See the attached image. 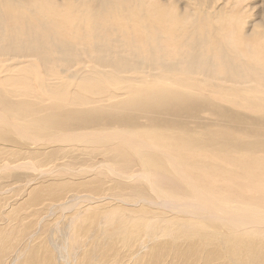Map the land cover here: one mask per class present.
I'll use <instances>...</instances> for the list:
<instances>
[{"label": "rangeland", "instance_id": "obj_1", "mask_svg": "<svg viewBox=\"0 0 264 264\" xmlns=\"http://www.w3.org/2000/svg\"><path fill=\"white\" fill-rule=\"evenodd\" d=\"M164 15L167 18L177 16L181 26L174 29L157 26ZM226 21L230 22L229 27H226ZM263 25L264 0H0V112L10 120L25 116L22 122L28 125L37 123L33 118L38 117L42 120V131L35 133L39 137L37 141L45 140V143L36 141V145L31 144V149L18 154L19 159L9 157L3 150L8 156L4 155L7 160L2 158V161L4 159L3 163L8 165L7 174L14 180L6 177L3 181L4 176L0 173V198L16 202V198L26 194L29 180H33L35 186H47L55 181L62 184L60 181L66 180L69 183L66 188L74 190L70 195L75 192L86 196L68 203L66 208L71 213L96 204L92 205V197H97L92 192L98 188L96 180L112 179L107 168L109 165L124 174L142 173L132 154L130 162L124 156L112 162L108 160L110 155L107 152L118 145H85L55 140L62 131L60 123L66 118L70 120L71 125L66 124L69 128L82 124L78 119H102L105 122L108 117L117 119L121 123L117 125L138 126L150 134H139L148 144H154L152 133L169 129L174 132L196 131L204 140L207 133L216 130L217 113H239L241 117L238 118L244 124L264 127V121H259L253 110L264 108V46L257 47L252 36L258 31V36L262 37ZM175 35L182 36L175 39ZM228 38L230 42L226 40ZM245 45L251 47V53H247ZM253 55L254 59L251 58ZM227 94L231 100L224 98ZM178 97L181 105L172 106ZM219 97H223V101H217ZM209 101L214 107H208ZM51 113H55L57 120H50ZM74 115L78 119H73ZM11 136L13 141L18 140L14 134ZM0 143V149L9 153L11 142L3 140ZM201 147L197 154L185 151L182 146V149L173 151L157 147L156 153H170L183 163V157L187 156L191 161L209 157V146ZM14 148L19 149L18 146ZM254 153L257 151L251 156ZM241 155L242 152L236 153L239 161H244ZM16 164L20 167L15 168ZM184 165L181 164L182 169L190 177L198 176L207 186L211 184L202 172L196 173L189 165H186L188 168ZM222 165L228 167L225 163ZM148 171L152 180L162 183L163 176H158L152 167ZM139 174L128 180L134 185L132 188L111 192L103 188L105 194L113 197L109 201L117 202V196L123 195L127 196L125 203L137 204V200L143 197L136 196L143 186ZM174 178L170 179L177 183ZM215 178L222 179L220 176ZM179 187L180 195L187 197V189L180 184ZM162 193L159 192L160 196L170 199L179 196L174 188L167 194ZM145 195L153 200L157 198V201L163 198L155 196L152 191H146ZM67 197L64 200H71ZM157 208L154 215L169 214L165 208L163 211ZM31 209L33 207L22 205L18 212L29 213ZM54 210L55 214L51 216L48 208L46 221L53 222L54 219L55 222L63 215L62 209L56 207L52 212ZM69 212L65 213L66 216ZM43 213L46 215L47 212L42 210L40 215ZM89 218L104 228L111 225L109 221H103L98 212ZM8 219L12 221L16 217L9 216ZM86 221L85 218L81 222L86 224ZM37 227L42 228V224L30 226L24 237ZM8 239L9 235L4 236L5 242Z\"/></svg>", "mask_w": 264, "mask_h": 264}, {"label": "bare ground", "instance_id": "obj_2", "mask_svg": "<svg viewBox=\"0 0 264 264\" xmlns=\"http://www.w3.org/2000/svg\"><path fill=\"white\" fill-rule=\"evenodd\" d=\"M224 23L226 27H229L230 22ZM180 24L181 21L177 19V16L171 15L167 18L164 15L157 26L164 25L174 29L181 26ZM262 27L264 28V25ZM258 33L257 31L255 35H252L255 37V45L263 47L264 33H261L262 37L258 36ZM181 36L175 35L173 38ZM243 36L246 37V35ZM226 40L230 42L229 38ZM245 48L247 53H251V47L245 45ZM251 58L254 59L255 55ZM226 97L231 100L229 94L224 96ZM224 98L219 97L217 101L221 102ZM178 100L179 97L175 98L172 106L181 105V101L178 102ZM213 104L209 101L208 107H214ZM263 109L261 107L253 109L257 112L256 116H259V121H264L262 120L264 114H261ZM214 113L216 112L212 114ZM54 114L51 113L48 117L52 118L48 119L57 120ZM238 114L217 113L216 117L219 122L214 125L216 130L214 133H207L208 137H204V140L196 131L195 133L174 132L169 129L163 133H152V142L154 140L155 145L150 144L151 142L144 143L139 136V134H150L138 126L117 125L121 124L116 121L117 119L113 120L108 117V121L105 122L102 119L89 118L83 121L74 115L72 118L78 119L82 124L77 125L80 129L77 126L76 128L70 126L72 128L70 129L69 126L66 127V124L70 122L66 118L60 123L62 128L60 135L64 137L61 138L58 135L54 138L55 140L76 141L88 143V145L101 143L118 145L107 152L110 155L108 160L112 162L119 159V156H124L130 162L132 154L137 159L142 173L124 174L112 169L110 165L106 166L112 179H108L109 182L96 180L98 188L93 189L92 194L97 197H92L94 200L92 205L96 204L90 208L82 207L81 210L71 213L70 209L66 208L68 203L86 196L75 192L70 195L73 189L66 188L69 184L66 180L60 181L62 184L56 181L50 182L47 186H35L33 180H29L26 183L29 184L26 194L16 198V202L0 198V207L3 208L0 209V264H15L18 261L19 264H264V179H262L264 177V131H261L264 127L260 124H255L256 126H252V123L244 124L238 118L241 117ZM15 117L18 116L15 115ZM24 117L10 120L0 112V141L11 142V146H7L11 149L9 153L5 149H0V171L8 169V165L3 163L7 154L10 155L9 157L16 156L17 158L18 154H24L31 149V144L36 145L37 142L42 141L45 143L44 139L37 141L39 137L35 134L42 131L40 125L42 120L34 117L33 121L37 123H31L32 126L26 122L23 124ZM242 120L245 119L242 118ZM93 126L97 128H91ZM73 129L83 130V132ZM12 134L17 136L18 140L13 141ZM202 145L209 146L207 151L211 153L209 157L202 156L204 155L202 154V157L194 158L195 161L188 159V156L186 158L182 156L184 162L179 163L170 153L162 152V155L156 153L157 147L173 151L177 148L182 149L181 146L186 149L185 151L190 150L196 153L198 149L200 152ZM16 146L19 149H15ZM3 150L7 153L6 155ZM16 150H20L21 153ZM254 151H257V154L254 153L255 155L251 156ZM160 152L159 150L158 153ZM237 152H242L241 157L243 156L244 161H239L240 158L236 156ZM2 158H4L3 161ZM223 163L228 167H223ZM181 164H185V168L189 165V168L195 170L194 172H202L201 174H204L206 179L211 180V184L207 186L204 179L198 176L190 177L185 170L183 171ZM16 165L15 168L20 167ZM150 167L157 172L158 176H163L162 183L150 178L148 171ZM10 168L15 170L13 166ZM186 170L189 171V169ZM7 171L0 172L4 176L3 181L6 177L9 180L12 179ZM137 174L141 181L143 180L141 182L143 186L136 194V196L143 197L137 200V204L125 203L127 196L123 195L121 196L123 198L117 196V202L109 201L113 197L105 194L103 188L110 192L132 188L134 185L128 183V180ZM218 176L222 179L216 180L215 177ZM171 177H176L174 179L177 183H173ZM90 182L95 183L92 180ZM179 184L187 189V197L180 195ZM172 188L176 189L179 196L173 199L164 197V195L160 196L159 192L167 194ZM100 191L101 193L98 194ZM146 191H152L155 196L163 198L160 201H157V198L153 200L145 195ZM0 194L2 195V192ZM66 195L71 200H64ZM22 205L33 207V209L29 213L18 212ZM156 206L158 207L156 210L160 208L159 210L163 211L162 208H165L169 214L154 215ZM56 207L63 210V215H60V218L57 217L58 220L55 222L54 219L53 222L46 221L49 216L48 208L49 214L53 216L55 210L54 212L52 210ZM42 210L47 212L46 215L44 213L40 215ZM68 212L70 214L66 216L65 213ZM97 212L101 214L103 221H109L111 224L109 228L101 227L100 223L89 218ZM9 216H14L16 219L11 221L8 219ZM85 218L87 219L86 224L81 222ZM33 220L36 222L33 223ZM33 224H42V228L37 227L38 229L28 233L29 236L24 237L25 230ZM37 232H40L39 235L35 234ZM6 235H9V239L5 242L4 236ZM16 244L18 248L15 247Z\"/></svg>", "mask_w": 264, "mask_h": 264}]
</instances>
